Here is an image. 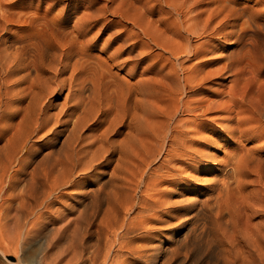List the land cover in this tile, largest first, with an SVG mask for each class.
<instances>
[{
    "label": "bare ground",
    "instance_id": "bare-ground-1",
    "mask_svg": "<svg viewBox=\"0 0 264 264\" xmlns=\"http://www.w3.org/2000/svg\"><path fill=\"white\" fill-rule=\"evenodd\" d=\"M20 1L24 0H0V257L9 264H26L22 249L39 238L50 257L54 241L66 231L71 217L70 186L83 195L111 197L114 189L109 185L125 188V173H130L137 187L145 188L139 211L150 206L163 209L168 203L155 195H166L161 187L171 184L175 176L186 182L182 170H193L194 162L201 164L206 158L191 149L202 140L214 145L215 152L225 149V157L209 189L194 191L193 199L180 201L183 214L204 220V233H215L212 245L219 251L218 259L199 264H264V168L260 164L264 143L252 150L245 145L264 139V87L248 91L239 76L228 91L201 96L203 84L212 76L234 69L229 63L212 70L208 67L215 60L202 59L214 40L210 28L214 17L203 20L196 1L169 0L182 19L172 24L160 20L164 31L152 20L147 27L138 22L146 39L141 42L140 34L128 28L131 19L124 12L111 9L124 22L120 30L115 21L101 22L96 14H85L66 28L62 24L66 19L52 15V0H41L48 4L45 12L38 8L27 16L13 10ZM14 23L19 32L6 37L2 31ZM108 31L102 48L108 54L101 58L93 50ZM162 31L186 42L168 44L169 36L163 37ZM188 35H206L209 41L198 48ZM137 48L142 51L136 54ZM189 59L198 61L187 66ZM140 65L143 71L136 79ZM65 89L67 96L59 105L54 98ZM214 157L207 155L209 160ZM114 163L115 167L106 168ZM253 173L260 185L246 191ZM140 230L125 222L118 236ZM166 249L164 243L153 249L155 264H168L158 262ZM8 253L17 261L9 260Z\"/></svg>",
    "mask_w": 264,
    "mask_h": 264
},
{
    "label": "rangeland",
    "instance_id": "rangeland-1",
    "mask_svg": "<svg viewBox=\"0 0 264 264\" xmlns=\"http://www.w3.org/2000/svg\"><path fill=\"white\" fill-rule=\"evenodd\" d=\"M6 1L7 3H10L16 0H5V2ZM52 1L55 3L52 15L57 19H66L67 22L62 23L66 28H72L78 19L83 17L85 14H96L101 18V22H104L106 19L116 22L115 27L117 29L114 28L112 31H115V29L120 30L123 29L124 22L119 20L120 17L117 14H113L111 9L112 11H117L119 13L124 12L123 14L126 16L129 14L128 16L131 20L128 22V28L131 29L133 33L135 32V34H137L138 32V34H140L141 42H146V39L144 38L143 33L140 31V26L147 27L149 25L148 23H150L152 20V22L155 23L154 25H156L155 27L163 30L164 26H161L160 20L163 19L167 23L172 24L177 22L176 20L179 21L182 19V17H178L177 14H175V11L172 10L173 8L169 4V0ZM195 1L199 3L198 11L202 12L203 20L208 18L210 15L214 17L210 25V28L214 29V40L209 47V53L202 56V59L204 62H211L215 60V62L210 64L208 67L212 70L218 69L229 63H232L234 68H232L233 71L228 70L223 72L222 75L216 74V76H212L209 81L203 84L205 92L204 94H201V96H208L212 92L221 94L225 90L228 91L229 86L232 85L235 78L239 76L242 78V87L245 86L248 91L252 90L257 92L260 88H263L264 0H190L189 3H193ZM46 4L47 2L41 0H24L20 1L17 4V7L13 10L18 16L20 14L22 16H27L33 14L38 10V8L42 13L45 12L48 5ZM123 9H125V11ZM151 9L153 10V13H150ZM138 22H141L140 26L137 25L139 24ZM18 26L19 25L16 23L9 25L8 30H4L2 33L6 37L16 36L19 32ZM163 31V37L167 38L169 36L167 38L169 39L167 40L168 44H175V42H186V40L182 37H176L172 35L171 32L165 33ZM95 33L96 30L95 32H91V34L87 37L92 38ZM109 34V31L103 34V37L100 40L102 43L99 42L97 44L93 50V54L100 56L101 58L106 57L108 53L102 50V48L104 41L106 38H108ZM188 36L191 38L193 45H196L198 48H203L206 44V41H209V38L206 35L200 37L192 35ZM139 50L142 51L140 48H137L135 53L137 54ZM157 50L159 51V49ZM165 55H167V57L171 56L168 52H166ZM197 61L198 60L196 59H189L186 61V65H194L197 63ZM137 69L139 73L136 76V79L140 77L141 70L143 71V66L140 65L137 67ZM115 71L118 70L115 69ZM120 74L121 77H123L125 72ZM247 79L248 83L250 84L251 82V84H247L246 86ZM259 85L261 87H259ZM212 88L214 89L212 90ZM66 92L68 93V89H65L60 94L59 98L58 96L54 98L55 101L59 103V105L65 101L67 96ZM59 108L60 106L56 107L54 112L57 113ZM214 114L212 113L211 115L214 116ZM222 115L223 113L219 116L217 115L216 121H220ZM216 121H212L214 125H216ZM210 138L214 139L215 137ZM199 141L200 142L197 141L198 143L195 142V147L193 146L191 149L195 150L194 148H196L199 150V152L197 151V154H203L206 156V158H202L201 164L194 162L193 165L195 166V169H189L187 171L182 170L181 176L186 179V182H182L181 177L175 176L173 177V182L171 184L165 183L162 185L161 189L166 191L167 196L163 195L160 197L155 195V197L156 199L161 198V201L168 203L163 207V209H155L150 206L144 208L142 211H139V208H143V201L141 197L145 195V188L142 185L138 188L135 177H133L130 173H125L126 177H128L126 178L128 186H125V188L115 189L113 185H109V188H113L114 190H112L116 194L113 192L111 197L106 195L108 198L106 196L105 198L104 195H100L98 197L87 194L83 195L81 194L78 187H68V218L70 216L73 218H69L70 220L68 221V227L66 231L54 241L50 257L46 256V250H42V238L29 241V243H27L22 249V259L24 262L26 264H155L154 261L155 257L157 256V252H155L153 249H155L161 243H164L167 246V249L163 252V255L160 256L161 259L158 261L161 263L168 262V264H199L210 259L216 261L219 257V251L215 245H212V237L214 239L215 233H204V220L200 218L196 220L191 219L189 216L183 214L181 209L182 201L184 203V201L188 199H193L195 192L203 193L209 189V184L215 177V170L218 168L217 166L220 164V161L224 160L225 157V149H218V151L215 152L214 145L202 140ZM261 143H264V139H261V142H259L258 139L249 140L245 143V145L247 148L252 150ZM262 153H264V151H262ZM210 154H214L215 156L214 159H212L213 161L207 158V155ZM208 163L213 165L211 166ZM260 164H262L261 166L264 168L263 160H261ZM110 167H115V163L113 166H106L108 169ZM93 175L94 174L88 177L92 178L94 177ZM256 179L257 175L254 173L248 177V186L246 191L251 190L253 186L257 188L259 187L260 184L259 182L258 184L255 182ZM82 181L81 183H83L85 180L83 182ZM251 181L254 182L251 183ZM116 183H118V185L120 184L119 181ZM89 185H91V183L88 182V186ZM111 189H107V191H110ZM120 191L122 192L119 193ZM124 195L128 201L125 200ZM131 196L133 197L131 198ZM118 198L119 201L117 200ZM120 202H122V204ZM85 205H88V207ZM130 206L135 207L132 209L134 211H128ZM75 221H77L76 224L78 227L75 224ZM125 222L132 227H137V229L142 230L138 231L137 233L128 234L126 237L121 238L120 235L118 236V234L121 232V226ZM143 222L145 224H143ZM73 226L77 229L72 228ZM143 228L146 231H143ZM73 229H75V231ZM199 231L202 235L199 233ZM207 236H209V241ZM120 244H122V246ZM168 247H172L173 249L177 250L172 253L170 250H168ZM116 251H119V254H117ZM148 251L151 253L150 256H148ZM139 256H142L143 260L138 259ZM7 258L14 262L17 261V257L12 253H8ZM170 259L172 260L169 261ZM0 264L9 263L0 257Z\"/></svg>",
    "mask_w": 264,
    "mask_h": 264
}]
</instances>
